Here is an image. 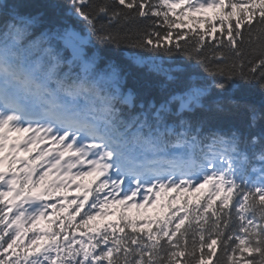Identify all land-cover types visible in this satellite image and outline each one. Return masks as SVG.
I'll list each match as a JSON object with an SVG mask.
<instances>
[{
  "label": "snow or ice",
  "instance_id": "6c2138e0",
  "mask_svg": "<svg viewBox=\"0 0 264 264\" xmlns=\"http://www.w3.org/2000/svg\"><path fill=\"white\" fill-rule=\"evenodd\" d=\"M68 4L101 44L119 47L121 33L110 26L139 20L144 29L128 37L131 46L178 52L193 63L136 61L150 78L142 91L124 92L127 68L109 61L98 69L71 24L61 20L36 34L39 15L23 0H0V264H264V44L243 50L245 33L264 35V0ZM207 9H220L219 26L190 18L211 30L194 31L192 40L178 32L167 46L173 29L187 27L185 13ZM208 36L217 43L205 48ZM68 50L70 60L62 55ZM251 88L259 101L248 98ZM241 117L247 140L234 124ZM245 144L259 146L262 166L253 179L245 175ZM73 185L77 195L69 200ZM201 189L191 209L186 201L172 211L169 201L166 218L127 215L147 211L170 191ZM113 209L121 223L91 225Z\"/></svg>",
  "mask_w": 264,
  "mask_h": 264
},
{
  "label": "trees",
  "instance_id": "16d2710c",
  "mask_svg": "<svg viewBox=\"0 0 264 264\" xmlns=\"http://www.w3.org/2000/svg\"><path fill=\"white\" fill-rule=\"evenodd\" d=\"M23 2L27 5L26 11L32 12L33 14H37L40 17L41 24L36 29V34L39 33V31L43 30L44 28H48L53 26L55 23L64 20L67 23L71 24L78 32H80L81 36L84 37V44L82 45L83 50L86 54V57H92L95 55L96 58V65L98 69L105 68L106 64L109 61H113L115 63H118L122 66H125L127 68V74L124 78L123 85H122V91L128 92L131 90L132 92H140L142 91V85L144 84L145 80L149 79L150 77L146 73V69L142 67L140 64L136 63V61H140L142 64H149V63H157L160 64L164 68H174L177 65H189L192 64L193 61L189 60L187 57L180 53H174L172 56L165 55L163 51L160 52H153L150 49V46L148 49H141L131 46V43L129 41L130 37L131 39L136 38V34L138 32H142L144 29V24L140 22L139 20L133 21L127 25H124L123 27H120L119 29L116 28L115 25L110 26L112 30L116 31L118 30L121 33V43L119 47L115 45H104L101 44L95 36H89L85 25L82 21H80L77 17H75L73 14L70 13V6L68 4V0H23ZM55 5V7H53ZM177 13L181 11V9L178 7L176 9ZM220 14V9L217 11H214L212 13V23L219 26L220 21L216 19V17ZM155 19V18H154ZM172 19H176V17H172ZM258 19V17H257ZM107 23V21H105ZM255 23V21H254ZM206 30H211L210 26H204V27H197L195 29H192L191 27H178L173 29V37L172 42L169 44L168 42H165L167 46L172 47L175 43V36L178 32H185L188 33V40H192L194 31H198L203 33ZM225 31L226 26H225ZM243 31V30H242ZM125 33L128 34V36H125ZM217 38L220 37L219 32L214 33ZM179 43L181 45L185 44L184 40H180ZM217 43V40H214L211 36L206 37L205 42V48H209L211 45H215ZM227 43V40L225 39V44ZM264 44V35H261L258 32H254L251 37L248 36L247 33H245V43L243 45V50L245 53L250 52L251 49L256 48L260 45ZM25 45H27V41H25ZM226 55L231 56L230 51L225 52ZM62 55H65L69 60L71 57V51L68 50L67 52H62ZM135 58V60L133 59ZM232 59H236L235 57H232ZM78 71V66L76 68ZM101 87H105L103 84ZM103 94V93H102ZM248 98L250 100L259 101L260 94L258 89L251 88L248 90ZM118 107H121L120 105H117ZM236 127L241 128V130L244 132L245 140H247L249 129L247 127L246 121L243 117L238 119L234 122ZM232 125H225V127H229ZM252 131L259 136L261 134V128L256 127L255 129H252ZM243 147L247 148V154L249 156V160L246 164V178L253 179L257 174L258 171L254 172L253 169L259 170V168L262 166L261 161L259 160V153H258V147L252 148L251 146H248L247 144L243 145ZM92 178H86V180H91ZM97 184L99 181L96 182ZM96 185L93 184L92 188H95ZM72 190V189H71ZM201 190L192 192L189 191H174L173 194H170L168 192L165 197H162L161 199V205H163V211H161V208H158L156 210L155 216L160 215L161 217L166 218L167 215H171V212L168 211V204L169 201L172 202V211H176L181 207V205L185 204L186 201L189 202V208L195 207V198L202 195ZM58 197L56 198V200ZM71 200L70 198H68ZM93 199L92 196L89 197V203ZM206 199V197H205ZM201 203H203V199L201 200ZM218 203V201H217ZM58 207V206H57ZM87 209V205L85 206ZM59 210V207H58ZM72 210L70 209L69 212ZM116 214L113 215L112 223H121L119 221V213L117 210H115ZM69 213H63L62 217L67 216ZM184 213H181L183 215ZM83 215V212L81 213ZM129 217L132 219H136L139 221V217H142L141 214H139V217L134 215L131 211L127 213ZM234 215V214H233ZM77 221H79V217L76 218ZM102 220L101 216H97L96 220L90 222L92 226L96 225H106L104 223H100ZM59 223V221H57ZM67 223V221H66ZM141 227H143L145 230H147L148 225L147 224H140ZM43 227H46L45 222L43 221ZM54 230H59L58 228H54ZM73 229L66 228V231L71 232ZM152 230L155 232L156 225H152ZM126 231H131L130 229H126ZM30 233V235H29ZM28 235H33L32 232H29ZM63 235V233H62ZM79 233L77 232V236ZM91 235V233H90ZM27 242V241H25ZM219 252V250H218ZM247 255V254H246ZM213 264H215V258H213Z\"/></svg>",
  "mask_w": 264,
  "mask_h": 264
},
{
  "label": "rangeland",
  "instance_id": "374dc122",
  "mask_svg": "<svg viewBox=\"0 0 264 264\" xmlns=\"http://www.w3.org/2000/svg\"><path fill=\"white\" fill-rule=\"evenodd\" d=\"M210 13L211 12H210L209 9L203 10V11H200V12H187V13L184 14L183 19H184L185 22H187L192 27H199V26L205 25V23L193 24L191 22L190 18H195L196 20H206L207 17H209ZM83 167L86 168L87 166L84 165ZM139 213H141L145 217L144 220H146V219L148 220V219L152 218V215H153V213H152V211L150 209H147V211H145L144 213H142V212H139ZM110 219H111V215L104 216V222H108ZM139 219H140V221L142 220L141 217Z\"/></svg>",
  "mask_w": 264,
  "mask_h": 264
}]
</instances>
